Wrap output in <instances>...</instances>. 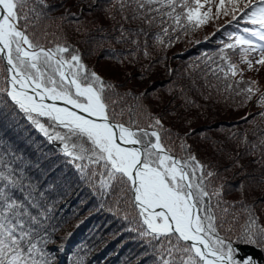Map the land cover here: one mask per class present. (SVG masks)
Returning a JSON list of instances; mask_svg holds the SVG:
<instances>
[{
    "label": "snow or ice",
    "instance_id": "1",
    "mask_svg": "<svg viewBox=\"0 0 264 264\" xmlns=\"http://www.w3.org/2000/svg\"><path fill=\"white\" fill-rule=\"evenodd\" d=\"M157 4L171 10L152 7ZM117 5L121 19H128L125 12L131 8L132 20L151 24L155 16L149 14L159 12L182 27L176 0H113L108 11ZM49 7L47 0H0V81L5 83L0 93L6 94L0 100V121L20 126L22 116L49 143L57 145L97 201L89 215L111 216L104 227L113 222L119 227L111 238L131 233L130 239L144 249L136 264L147 257L152 258L151 264H258L240 248L241 244L252 245L264 251V226L258 223L253 207L244 204L241 213L233 215V220L243 215L244 222L239 228L230 225L225 229L229 208L222 207L228 204L222 199L223 185L213 183L217 173L199 161L183 140V154L173 151L168 144L170 131L140 102L146 93L129 103L131 93L118 91L116 85L86 66L78 49L49 33L50 24L42 26L51 19ZM182 7L184 19L193 27L211 18V8L200 11L204 7L201 0H192V4L182 0ZM216 10L217 14L231 13L229 24L240 18L256 26L243 28L247 35L233 33L234 42L224 47L239 48L249 66L248 54L260 52L256 63L264 65V43H257L264 42V0H220ZM76 15L65 9L58 19ZM163 31L168 33L167 28ZM119 32L118 42L128 39L130 32L122 24ZM50 35L55 39L49 40ZM221 60L226 68L218 71L226 79L235 77L238 66L223 49ZM227 88L233 85L229 83ZM242 93L251 99L254 89L249 86L237 95ZM260 102L264 103V93H260ZM260 116L264 117V111ZM246 142L247 137L241 141ZM259 144L264 146V137ZM3 147L0 138V264H57L44 247L49 236L44 222L52 219L56 201L49 203L45 191L31 182L25 184L22 173L15 174L4 162L7 153ZM48 190L54 191L55 186L50 184ZM17 191L22 198L15 195ZM96 227L99 230L100 226ZM222 229L234 233L235 238L222 236ZM84 261L81 255L75 264Z\"/></svg>",
    "mask_w": 264,
    "mask_h": 264
},
{
    "label": "trees",
    "instance_id": "2",
    "mask_svg": "<svg viewBox=\"0 0 264 264\" xmlns=\"http://www.w3.org/2000/svg\"><path fill=\"white\" fill-rule=\"evenodd\" d=\"M188 2L192 4V0ZM47 4L50 5L47 11L51 19L43 21L42 26L50 24L49 33H55L78 49L86 66L116 85L118 91L131 93L129 103L135 102L134 98L140 93H146L140 102L146 112L159 118L170 131L172 139L168 144L173 151L177 155L183 154L180 152L183 140L199 161L217 173L213 183L223 185L222 199L228 204L222 207L229 208L224 228L230 225L239 228L244 217L237 215L233 220V215L240 214L244 204L253 207L259 217L258 223L264 226V146L259 144L260 138L264 137V117L260 116L264 107L256 106L259 110L249 108L253 102L257 104L259 87L264 81L261 69L256 71V62L251 57L257 53L261 56V53L248 54L247 59L252 62L249 66L239 48L224 47L234 42L233 33L247 35L242 29L256 26L240 18L229 24L227 21L231 16L215 24L212 15L215 20L216 17L211 11V18L206 23L193 27L184 19L186 10L182 7V0H176L175 5L176 14L181 15L182 27L177 26L173 17L154 12L149 15L155 16V20L146 23L144 29L134 24L131 8L125 12L126 20L121 19L118 5L109 12L113 0H47ZM152 7L163 12L171 10L166 5ZM65 9L77 15L58 19L64 15ZM121 24L130 32L124 42L116 39ZM164 28L168 29L167 34ZM48 39L55 37L50 35ZM221 49L230 62L238 66L235 77L226 79L218 71L219 67L226 68L221 60ZM253 81L255 83H251ZM229 83L233 85L232 89L227 88ZM0 86L5 83L0 81ZM249 86L254 89L251 99L246 93L237 95ZM160 91L151 104L146 102L152 92L157 94ZM5 98L6 94L0 93V100ZM222 115L227 117H220ZM255 117L260 119L248 126ZM19 125L22 127L0 121L2 151L7 153L4 162L16 170V175L23 174L25 184L31 182L39 191H45L49 203L56 201L52 219L44 222L49 233L45 250L56 257L57 264H75L81 255L85 256L84 264H125L126 258L127 264H136L144 249L130 239L131 233L102 244L108 241L111 233L119 231L118 224L113 222L105 228L104 225L112 220L111 216L106 213L89 215L97 201L77 178L72 166L65 162L57 145L49 143L22 116ZM245 137L247 142L241 143ZM253 143L257 148L252 147ZM0 170H3L2 164ZM50 184L55 186L54 191H46ZM15 195L22 198L19 191ZM78 210L81 212L76 213ZM95 219H101V224L99 230L91 231L89 227ZM80 221L83 223L77 227ZM220 234L235 238L234 233L223 229ZM114 241L120 246L119 250L118 246L114 249ZM151 259H143L142 264H151ZM261 264H264V251Z\"/></svg>",
    "mask_w": 264,
    "mask_h": 264
},
{
    "label": "rangeland",
    "instance_id": "3",
    "mask_svg": "<svg viewBox=\"0 0 264 264\" xmlns=\"http://www.w3.org/2000/svg\"><path fill=\"white\" fill-rule=\"evenodd\" d=\"M219 2H220V0H210V3H204V0H202L201 1V3L202 4H204V7H203V9H209V8H211L212 6V8H211V11L213 12V14L215 15V17H216V20L215 19H213V15H212V21L216 24V23H219V22H222V21H225L226 20V18H228L229 16H231V13H229V15H224L223 14V11H221L218 15L216 14V6L219 4ZM212 3H214V5H212ZM225 6H227V5H225ZM151 16V15H150ZM134 24H136L137 26H138V28L139 29H144L145 27H146V22L143 20V19H137V20H134ZM260 57L261 56H259V53H257V55H253L252 57H251V60L252 61H257V60H259L260 59ZM254 67H256V71L257 72H259V70L261 69V74H262V76H263V79H264V65H260V64H255L254 65ZM254 70V69H253ZM254 75H257V73L255 72V70H254ZM263 86H264V81H262V85H261V87H259V89H260V93H264V88H263ZM161 93V91L160 92H158L157 94L155 93V92H152L147 98H146V102L148 103V104H151L153 101V98H154V96L155 95H158V94H160ZM257 104H255L254 102L250 105V109L251 110H254V109H257V108H262V107H264V103H262V102H260V96L257 98ZM145 102V103H146ZM146 103V104H147ZM256 106H257V108H256ZM257 110H259V109H257ZM220 117H227L226 115H222V116H220ZM44 119H46V118H44ZM258 119H260V117H255V118H253V120L252 121H250L247 125L248 126H250L251 124H255L256 123V121L258 120ZM79 212H81V210H78V212H76V213H79ZM100 224H101V219H95L92 223H91V225L92 226H90L89 227V229H91V231H94V229L96 228L97 229V225H99L100 226ZM114 239H112L111 238V236H110V238L108 239V241H106V242H103L102 244H106V243H111L112 241H113ZM112 245H113V247H114V249H116V247H117V249L119 250V245H118V243H116V241H114L113 243H112ZM126 252H128V248L126 249ZM112 254H114V253H112Z\"/></svg>",
    "mask_w": 264,
    "mask_h": 264
},
{
    "label": "water",
    "instance_id": "4",
    "mask_svg": "<svg viewBox=\"0 0 264 264\" xmlns=\"http://www.w3.org/2000/svg\"><path fill=\"white\" fill-rule=\"evenodd\" d=\"M6 63V62H5ZM50 103V101H48ZM240 248L242 249L243 253H246L248 255H252L254 259H257L258 264H261L262 261V251L255 246L252 245H240Z\"/></svg>",
    "mask_w": 264,
    "mask_h": 264
},
{
    "label": "bare ground",
    "instance_id": "5",
    "mask_svg": "<svg viewBox=\"0 0 264 264\" xmlns=\"http://www.w3.org/2000/svg\"><path fill=\"white\" fill-rule=\"evenodd\" d=\"M51 102V101H50Z\"/></svg>",
    "mask_w": 264,
    "mask_h": 264
},
{
    "label": "flooded vegetation",
    "instance_id": "6",
    "mask_svg": "<svg viewBox=\"0 0 264 264\" xmlns=\"http://www.w3.org/2000/svg\"><path fill=\"white\" fill-rule=\"evenodd\" d=\"M257 260V259H256Z\"/></svg>",
    "mask_w": 264,
    "mask_h": 264
}]
</instances>
